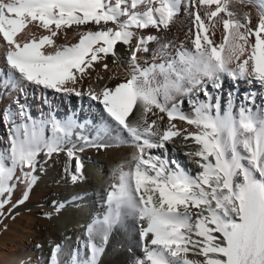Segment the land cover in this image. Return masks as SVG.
Listing matches in <instances>:
<instances>
[{
	"label": "snow or ice",
	"instance_id": "6c2138e0",
	"mask_svg": "<svg viewBox=\"0 0 264 264\" xmlns=\"http://www.w3.org/2000/svg\"><path fill=\"white\" fill-rule=\"evenodd\" d=\"M232 0H0V39L6 44L5 61L9 71L4 85L16 88L21 83L53 89L57 93L84 95L69 87L82 79L87 70L108 55L116 56L118 43L128 45L129 78L100 94L89 91L99 101L111 120L110 127L127 133L138 154L129 170L121 165L119 182L107 193V212L88 225V232L104 235L122 215L135 217L140 224L143 258L136 264H264V106L252 108L241 104L221 110L219 100L211 102L210 83L220 88L221 76L244 79L264 88V0H256L258 21L252 27L250 13L236 18L230 10ZM252 3L253 0H247ZM196 7L193 17L192 48L181 45L175 55L170 42L153 52L151 63L142 66L138 53H148L149 44L159 43L156 35H141V30H168L181 5ZM200 8L204 9L203 18ZM207 21V22H206ZM95 25L96 30L78 32L76 43L57 44V38L74 26ZM114 25L109 26V25ZM28 25L46 34L31 33L23 42L18 36ZM223 28L220 43L212 36ZM192 32V29H190ZM254 37V42L250 39ZM161 58L157 62V58ZM241 57H245L241 60ZM236 61L233 66V61ZM107 68V65H104ZM207 96L208 102L195 97ZM189 97L193 114L180 111L176 98ZM20 119L12 122L9 146L0 151V197L14 188L12 181L23 182L30 189L37 156L62 150L71 136L74 121L40 120L27 114L16 101ZM153 108L166 113L169 121L179 119L197 131L184 136L199 145L201 171L190 175L175 161L151 154L162 149L180 134L174 124L160 132L156 121L143 127L130 123L134 110L143 116ZM46 131L50 135H46ZM86 146L106 147L91 144ZM75 153L68 151V156ZM73 182L83 179V164L77 163ZM17 170L20 176H16ZM24 198L17 203H23ZM7 203L0 200V209ZM15 207V205L13 206ZM2 215V213H0ZM193 236L197 239H193ZM91 255L81 260L77 251L69 264H96L100 251L90 245ZM196 250L203 262L188 259ZM57 245L53 264H58Z\"/></svg>",
	"mask_w": 264,
	"mask_h": 264
},
{
	"label": "bare ground",
	"instance_id": "6f19581e",
	"mask_svg": "<svg viewBox=\"0 0 264 264\" xmlns=\"http://www.w3.org/2000/svg\"><path fill=\"white\" fill-rule=\"evenodd\" d=\"M196 10L195 6L187 8L182 4L180 12L168 30H141V35L151 34L159 38V43L153 41L149 44L148 53L137 54L142 66L145 60L151 63L153 52L161 44L170 42L174 45V48L169 49L172 55H175V49L181 45L188 49L192 48L191 39L194 38L195 29L192 23L193 17L189 12ZM199 10L203 18L204 9ZM230 10L236 13V18L240 19H243L244 13H250L252 27H255L258 21L256 0L252 3H248L247 0H232ZM109 26L114 27L111 24ZM89 29L96 30V26L90 24L81 26L79 29L74 26L67 30L66 38L63 34L57 38V44L76 43L79 39L77 33ZM31 33L37 36L46 34L34 25H28L18 39L23 42ZM222 36L223 28L218 25L212 39L218 44ZM251 42H254V37L250 39ZM5 52L6 44L0 39V151L9 146L12 122L15 121L17 124L21 122L15 115L10 116L17 111V99L25 106L27 114L33 120L55 119L61 122L72 120L75 126L71 136L61 145V151L51 156H48L46 151L38 154L34 172L37 179L30 189L23 180L16 182L14 179L13 191L6 192L0 197V200L7 201L0 209L2 213L0 215V264H53L52 247L56 248L60 242V232L57 228L61 220L67 221L65 228H67L69 240L66 245H59L60 252L56 255V260L58 264H69L64 258L77 245V234L82 227L80 223L85 215L84 210L81 211L73 206H79L86 199L95 206L101 216H104L107 212V193L113 184L119 182V167L123 165L124 170H129L134 164L132 157L138 154L137 147L131 142L127 133H118L110 127L112 122L103 111L102 104L90 99L87 95L89 91L100 94L105 87L114 88L129 78L127 58L130 55V48L128 45L118 43L116 56L108 55L94 62L93 67L87 70V74L82 79L78 78L77 83L68 85L84 94L81 96L57 93L53 89H43L24 83L20 84L23 88L22 92L19 87L4 85L2 81L6 79L9 71ZM244 58L241 57V60ZM160 59L158 57L157 62H160ZM235 63L234 60L233 66ZM105 64L107 68L104 67ZM207 90L213 104L217 99L219 100L222 111L229 104L232 105L233 111H236L241 104L252 108L253 111L264 106V88L256 82L249 83L244 79L233 80L230 77L221 76L220 88H213L209 83ZM195 98L204 102H208L209 99L202 92ZM176 101H182L181 112L189 116L193 114L194 105L189 102V97H177ZM145 119L148 123L156 121L154 130L163 132L170 124H174L180 132L164 148L151 149L152 155L168 160L170 165L172 161H175L193 176L201 171L198 163L200 158L194 155L199 145L192 138L184 139L187 133L197 131L195 126L179 119L169 121L167 114L156 108H153L146 117L143 116L142 109L134 110L130 123L143 127ZM50 134L46 131V135ZM86 141L96 145L103 144L106 147L86 146ZM69 150L75 155L69 157ZM78 162L83 164V179L74 182V186L65 185V189L61 190L59 185L64 180L72 181L71 176L76 172ZM171 166L174 167V165ZM16 176H20L19 170ZM73 191H78L76 197H73ZM26 192L27 199L18 204L17 202L24 198ZM67 200L69 203H66ZM55 208L58 210L57 215L52 213ZM46 211L50 213L46 214ZM141 223L131 215H122L120 221L108 229L106 251L100 259L96 260V264H136L137 257L140 255L143 257ZM193 239L197 237L193 236ZM95 244L99 248V243L95 242ZM187 255L188 259L194 261L203 262L204 260V257L197 254L196 250H191Z\"/></svg>",
	"mask_w": 264,
	"mask_h": 264
},
{
	"label": "rangeland",
	"instance_id": "374dc122",
	"mask_svg": "<svg viewBox=\"0 0 264 264\" xmlns=\"http://www.w3.org/2000/svg\"><path fill=\"white\" fill-rule=\"evenodd\" d=\"M48 175L49 174H47V176ZM65 185L74 186V182L70 181V180H64L62 182V184L59 185L61 190L65 189V187H66ZM77 194H78V191H73V197L74 196L76 197ZM67 201L68 202H66V203H69V200H67ZM83 201L84 202L79 204V206H76V207L73 206L74 208H78L81 211L84 210L85 215H84V219H83L82 223H80V224H82V227L79 229V232L77 234V245L75 247H73V249L64 258L65 261H67V262L70 261V257L74 253H76L77 251L79 252V258L81 260H84V259L88 258L91 255V247H90V245L92 243H95V242L99 243V248L98 249H100V251H99V253L97 255L96 260L100 259L102 257V255H104V253L106 251V248H107V244H108V229L106 231V238H104V235L98 234V233H93L90 236L89 232H88V225L91 224L93 222V220L96 219L97 217L102 219L103 216H101L99 211L96 210L95 206L90 201H87L86 199H84ZM60 207H62V206H60ZM55 209L52 210V213L57 215L58 214V212H57L58 210L57 209L55 210ZM47 213H50V212L46 211V214ZM60 223H59V228H57L58 232H60L59 233L60 242H58V245L63 246V245H66L68 243V240H69L68 235H67V228H65V227H67V221L61 220ZM61 226H62V228H61ZM100 244H101V246H100ZM55 249H56L55 246L52 247V251L55 250ZM141 258H143L142 255L138 256L137 260L141 259Z\"/></svg>",
	"mask_w": 264,
	"mask_h": 264
}]
</instances>
